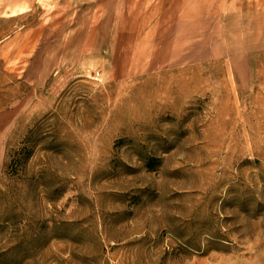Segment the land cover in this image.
<instances>
[{"label": "rangeland", "instance_id": "1", "mask_svg": "<svg viewBox=\"0 0 264 264\" xmlns=\"http://www.w3.org/2000/svg\"><path fill=\"white\" fill-rule=\"evenodd\" d=\"M263 0H0V264H264Z\"/></svg>", "mask_w": 264, "mask_h": 264}, {"label": "crops", "instance_id": "2", "mask_svg": "<svg viewBox=\"0 0 264 264\" xmlns=\"http://www.w3.org/2000/svg\"><path fill=\"white\" fill-rule=\"evenodd\" d=\"M262 4H263V6H264V0H263Z\"/></svg>", "mask_w": 264, "mask_h": 264}]
</instances>
